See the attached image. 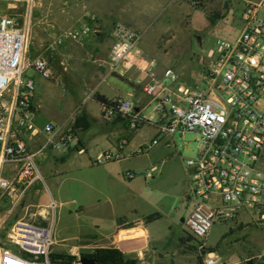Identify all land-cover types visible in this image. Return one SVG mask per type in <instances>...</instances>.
Instances as JSON below:
<instances>
[{
    "label": "built area",
    "instance_id": "2783aa9c",
    "mask_svg": "<svg viewBox=\"0 0 264 264\" xmlns=\"http://www.w3.org/2000/svg\"><path fill=\"white\" fill-rule=\"evenodd\" d=\"M28 0H0L26 2ZM199 5L201 0H192ZM240 30L233 39L218 38L214 47L198 58L205 89L179 82V75L171 67L158 69V61L148 58L139 46L140 33L122 21L110 27L112 39L105 63L114 72L136 68L149 81L143 87L149 114L136 109L131 99L116 96L102 105L105 117H121L131 131L151 125L156 135L139 146L135 154H144L157 145L164 135L196 132L198 150L194 157L184 160L189 174V200L194 197L193 209L185 219L193 239L207 236L214 223L243 222L249 217L255 225L264 227V0H248L240 14ZM96 15L80 27L64 30L57 42L70 38L77 42L93 34ZM27 37L14 15L0 14V193L10 190L18 196L41 175L35 161L37 153L54 143L67 145L75 139L72 128L66 131L52 123L38 127L32 98L35 84L25 76L30 66L41 77L49 79L52 72L42 57L24 63ZM167 79L168 82H165ZM93 95V94H91ZM42 134L44 141L36 151H30L26 139ZM121 139V145L126 143ZM170 146L169 141H165ZM112 157L110 152L100 159ZM17 165L12 177L2 170ZM156 167L144 174L148 181L155 176ZM128 178L136 173L127 171ZM51 210L57 203L49 202ZM10 212V211H9ZM42 216L45 215L41 214ZM17 218L8 226L4 237L0 234V264H55L50 259L55 245V216L47 223ZM6 246H2V242ZM202 264H219V258L204 242L197 246ZM246 264L264 262V247L245 260Z\"/></svg>",
    "mask_w": 264,
    "mask_h": 264
},
{
    "label": "crops",
    "instance_id": "0c3cea01",
    "mask_svg": "<svg viewBox=\"0 0 264 264\" xmlns=\"http://www.w3.org/2000/svg\"><path fill=\"white\" fill-rule=\"evenodd\" d=\"M89 14L96 15L99 29L79 42L70 38L57 42V36L62 31L80 27L89 20ZM143 16L142 9L122 4L120 0H44L42 12L32 15L25 26V58L28 62L35 57L44 58L52 72V77L45 79L32 67L25 68V76L31 77L35 84L32 101L36 109V125L43 127L46 123H52L61 131H66L73 129L75 118L81 114L86 116L89 123L85 130L74 132L75 139L67 145L59 144L58 134L53 144L37 153L35 161L41 179L33 182L22 194L17 192L19 197L27 194L29 202L26 209L35 208L29 214H35L34 218L40 219V223L54 213L56 224L58 209L60 213L66 201L61 198L72 197L76 207L70 212L82 215V225L87 230L77 236V243L70 244L72 255L81 256L99 247L112 246L123 251L126 257L137 259V264L169 262L158 250V242L152 236L150 222L145 221V216L138 214L131 204L116 212L115 205L119 201L134 197V193L128 189L131 182H126L133 179L126 176V172L131 170L116 163L127 155L139 154H135V149L126 150L134 134L126 120L105 117L102 104L91 95L99 93L109 100L122 96L131 99L136 109L142 112L147 108L148 97L143 91L149 81L146 74L136 68L117 73L105 66L112 43V24L122 21L136 31L142 30L146 28ZM142 38L140 33L139 46L147 54L146 40L143 42ZM122 137L127 141L124 145L120 143ZM43 141L44 135L38 134L26 139V144L30 151H36ZM106 152H110L112 157L99 160L100 155ZM160 163H164V160ZM16 166H5L3 174L9 178L14 176ZM54 183L55 193L48 190L50 199L43 206L39 205L41 185L48 189ZM71 183V188L64 186ZM125 187L129 191L123 194L121 190ZM183 188V196L189 200L186 185ZM50 201L57 203L54 211L49 207ZM64 239L59 236L55 238L54 246H59L58 250L65 248L63 246L66 245L61 243ZM186 246L188 243L179 239L177 252L186 250ZM199 260L196 264H200Z\"/></svg>",
    "mask_w": 264,
    "mask_h": 264
},
{
    "label": "rangeland",
    "instance_id": "374dc122",
    "mask_svg": "<svg viewBox=\"0 0 264 264\" xmlns=\"http://www.w3.org/2000/svg\"><path fill=\"white\" fill-rule=\"evenodd\" d=\"M120 1L122 4L137 6L143 10V24L146 28L137 31L143 35L142 41L146 40V56L158 61V69L162 71L165 65L169 66L179 75L180 83L192 88L197 86L205 89L206 83L197 60L203 57L208 49L214 47L218 38L236 37L240 30V14L248 0H201L199 5H194L192 0ZM43 5L44 0L0 2V14L14 15L25 30L31 16L40 14ZM95 29H99L98 22L95 23ZM164 80L168 82L167 79ZM152 106L153 103L148 105L143 113L149 114ZM131 132L134 134L128 141L126 150L133 151L143 143L149 142L156 130L146 124L139 130ZM165 141H169L171 145L167 147ZM198 145V134L194 131L175 133L173 136L164 135L160 143L153 146L148 153L127 155L117 162V165L133 171L136 176L126 180L127 183L131 182L128 189L134 193L132 194L134 197L127 198L123 200L124 202L119 201L120 203L115 205L116 212L131 204L138 214L145 217L158 213L159 218L150 220L149 224L152 236L158 242V250L165 260L169 261L165 264H196L197 259L201 261L197 250L201 242L214 251L219 258V264H246L247 258L256 255L264 247V227L255 225L247 216L243 222L238 220L214 223L206 237L186 241L188 243L186 250L177 252L179 239L190 234L185 219L194 205V197L189 201L183 196L184 185L187 195H190L189 174L184 160L196 155ZM162 160L164 163H160ZM262 165L264 166V158ZM152 166L157 167L155 176L145 181L143 174ZM54 186L55 183L50 184V189H47L45 185H41L39 205L43 206L48 202L50 199L48 190L55 193ZM64 186L71 188L73 185L71 183ZM128 189L125 187L121 192L126 194ZM9 191L0 193V234L12 221L17 218L27 219L29 212L35 210L26 209L29 202L26 193L17 198ZM63 193L66 195L65 189ZM71 198V196L61 198L66 201L61 206L60 213L58 209L55 238L64 237L61 243L66 246H63L65 248L62 250H58L59 246H54L52 251L56 253L71 254L70 244L77 243V236L87 231L86 226L82 225V215L70 212V209L76 207L75 201ZM56 200L58 201V197ZM34 221L41 222L38 218H34ZM47 222L46 219L42 223ZM72 264L78 263L74 261Z\"/></svg>",
    "mask_w": 264,
    "mask_h": 264
},
{
    "label": "trees",
    "instance_id": "16d2710c",
    "mask_svg": "<svg viewBox=\"0 0 264 264\" xmlns=\"http://www.w3.org/2000/svg\"><path fill=\"white\" fill-rule=\"evenodd\" d=\"M218 17V15H216ZM94 99L100 102L102 105H107L110 100L104 97L99 93L93 94ZM121 118V117H119ZM125 120L124 118H121ZM89 123L84 114L78 115L75 118L73 131L76 132L78 130H85L88 127ZM158 213H154L145 217V221L149 222L150 220H154L158 218ZM13 222V221H12ZM11 222V223H12ZM8 226L2 231L1 236L4 237ZM193 239L191 236L181 237L180 241H189ZM2 246H6V242L1 243ZM81 256H89L93 257L96 261V264H137V259L128 258L125 256L124 252L121 251L117 247H99L93 250L92 252L82 253ZM50 259L55 264H72L76 259V255L65 254V253H56L52 252L50 254Z\"/></svg>",
    "mask_w": 264,
    "mask_h": 264
},
{
    "label": "water",
    "instance_id": "95a60500",
    "mask_svg": "<svg viewBox=\"0 0 264 264\" xmlns=\"http://www.w3.org/2000/svg\"><path fill=\"white\" fill-rule=\"evenodd\" d=\"M75 263L78 264H96V261L93 257L89 256H78L75 260Z\"/></svg>",
    "mask_w": 264,
    "mask_h": 264
},
{
    "label": "bare ground",
    "instance_id": "6f19581e",
    "mask_svg": "<svg viewBox=\"0 0 264 264\" xmlns=\"http://www.w3.org/2000/svg\"><path fill=\"white\" fill-rule=\"evenodd\" d=\"M24 63L26 64L28 62V59L25 58V56L23 57Z\"/></svg>",
    "mask_w": 264,
    "mask_h": 264
}]
</instances>
